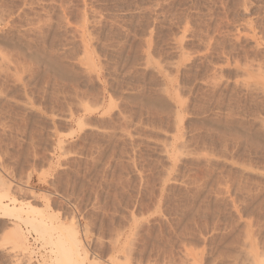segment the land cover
I'll use <instances>...</instances> for the list:
<instances>
[{
    "label": "rangeland",
    "instance_id": "1",
    "mask_svg": "<svg viewBox=\"0 0 264 264\" xmlns=\"http://www.w3.org/2000/svg\"><path fill=\"white\" fill-rule=\"evenodd\" d=\"M3 191L0 264H264V0H0Z\"/></svg>",
    "mask_w": 264,
    "mask_h": 264
},
{
    "label": "bare ground",
    "instance_id": "2",
    "mask_svg": "<svg viewBox=\"0 0 264 264\" xmlns=\"http://www.w3.org/2000/svg\"><path fill=\"white\" fill-rule=\"evenodd\" d=\"M5 186H7V185H5ZM23 208H24L23 206H19V207L17 206L16 207L15 206V199L11 198L7 193H4V191H3V193L0 194V217H2L3 215H6L8 213H13L14 212L15 214H17V218H20L23 221V217H22V212H24ZM27 208H28L27 215H24V216H26V218L24 219L25 222L28 220V222L30 223L32 228L40 231L39 233H41V232L46 233L47 231L51 230V227L46 224V221H45V218H44L43 215L40 214L41 215L40 219H36L35 217H30V215L33 214V213H34L35 216H36V214L39 213L37 211V213L35 214L34 206H33V208L27 206ZM24 213L26 214V210H25ZM28 213H31V214L28 215ZM41 213H42V211H41ZM38 216H39V214H38ZM9 231H11V230H9ZM18 232L19 231L18 230H14V227H13V233H12L11 238L13 240H18L19 242H21L20 240H21L22 237L20 236V234ZM43 233H41V234H43ZM69 234L70 233H68V235L65 234L64 237L60 236L58 238L57 242H56L55 250L53 249L54 250V254L56 255L55 259H56L57 264H85L84 263V259L87 257L86 249L82 245L79 244V241L77 240V238L74 235H71V234L69 235ZM14 246L21 247L20 250H21V253L23 254V256L22 255L19 256L18 254H13L12 258H10V259L15 264H19V263L31 264L30 263L31 259L24 255V252H25L26 248L23 245H21V246L20 245H14Z\"/></svg>",
    "mask_w": 264,
    "mask_h": 264
}]
</instances>
